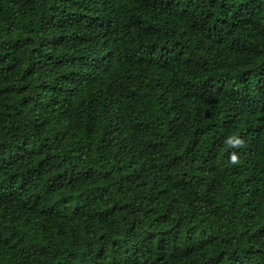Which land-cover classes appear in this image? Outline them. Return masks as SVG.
Masks as SVG:
<instances>
[{"label":"trees","instance_id":"16d2710c","mask_svg":"<svg viewBox=\"0 0 264 264\" xmlns=\"http://www.w3.org/2000/svg\"><path fill=\"white\" fill-rule=\"evenodd\" d=\"M0 264H264V0H0Z\"/></svg>","mask_w":264,"mask_h":264},{"label":"clouds","instance_id":"9594fccd","mask_svg":"<svg viewBox=\"0 0 264 264\" xmlns=\"http://www.w3.org/2000/svg\"><path fill=\"white\" fill-rule=\"evenodd\" d=\"M227 143L233 147H240L243 145V140L233 136L228 138ZM229 160L232 164L239 163L238 157L234 153L230 155Z\"/></svg>","mask_w":264,"mask_h":264}]
</instances>
